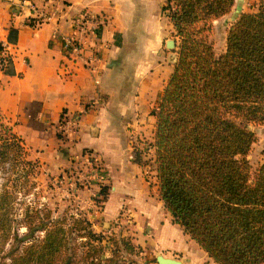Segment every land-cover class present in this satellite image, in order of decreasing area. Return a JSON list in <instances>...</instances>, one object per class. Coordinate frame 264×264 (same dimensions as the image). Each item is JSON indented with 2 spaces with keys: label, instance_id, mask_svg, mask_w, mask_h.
Listing matches in <instances>:
<instances>
[{
  "label": "trees",
  "instance_id": "1",
  "mask_svg": "<svg viewBox=\"0 0 264 264\" xmlns=\"http://www.w3.org/2000/svg\"><path fill=\"white\" fill-rule=\"evenodd\" d=\"M233 5L234 0H163L178 56L151 109L156 118L151 145L159 197L172 222L217 264H264V161L252 171L248 158L256 141L249 125L264 124V1L255 12L239 13L217 55L213 21ZM11 66L12 56L0 41V73L9 74ZM132 156L139 164L141 152ZM38 165L0 108V171L10 172L0 190L1 233L12 227L10 200H16L6 183L13 173L29 177ZM99 193L107 197V187ZM26 217V236L38 230L45 235L32 246L40 248L36 259L52 263L63 245L67 258L73 255L62 226ZM82 260L117 264L101 254Z\"/></svg>",
  "mask_w": 264,
  "mask_h": 264
},
{
  "label": "crops",
  "instance_id": "2",
  "mask_svg": "<svg viewBox=\"0 0 264 264\" xmlns=\"http://www.w3.org/2000/svg\"><path fill=\"white\" fill-rule=\"evenodd\" d=\"M162 3L163 0H68L50 22L32 27L22 0H0V41L12 56V71L0 73V108L24 139L29 158L51 171L74 165L87 154L100 157L110 186L104 200V218L114 219L124 203L134 216L130 227L136 239L141 233L143 239L148 237L145 243L153 245L152 250L161 249L164 244L158 238L154 240V231L177 228L185 244L175 250L182 251L190 248L186 244L190 237L172 222L159 197L156 167L152 171L154 185L150 187L143 176V166L132 162L125 148L129 146L130 127L136 132L144 128L143 122L155 119L150 101L159 99L162 86L151 72L143 75V68L132 72L125 67L124 61L131 60L133 50L124 51L123 46L147 41L164 12ZM83 12L105 18L96 38L84 37L78 30L76 22ZM62 35L84 38L87 54L98 51L92 69L73 68L63 55ZM95 41L97 48L93 46ZM98 99L102 103H96ZM93 102L96 104L92 108L81 113ZM72 116L78 121L74 131L67 130V119Z\"/></svg>",
  "mask_w": 264,
  "mask_h": 264
},
{
  "label": "rangeland",
  "instance_id": "3",
  "mask_svg": "<svg viewBox=\"0 0 264 264\" xmlns=\"http://www.w3.org/2000/svg\"><path fill=\"white\" fill-rule=\"evenodd\" d=\"M261 1L264 0H234L231 10L213 21L211 38L217 55L225 49L226 34L230 24L242 11L255 12ZM150 33L145 43L137 46L133 43L123 46L124 51L133 50L131 60L124 61V65L129 66L132 72L143 68V75L151 72L163 90L178 56L175 51L176 44L173 48L166 45L168 39L174 41L175 39L165 12ZM156 99L157 97L150 101V108L156 105L158 100ZM142 125L144 128H139L136 132L132 131L136 130L134 127H130L129 146L125 148L128 154L130 153L132 162L134 152L137 150L141 152L139 165L143 166V176L151 187L154 185L155 173L152 171L155 164L154 150L149 148L154 137L156 118L147 124L143 122ZM249 128L256 134V141L248 155L252 171H254L264 161V124H250ZM126 140L127 138L124 139L125 144ZM90 159L91 157L79 158L74 165L69 164L67 168L58 172L51 171L39 162L35 170L25 179L19 178L14 173L11 175L6 184L10 190L14 191L16 200H10L12 205L9 218H13L12 227L7 233L0 232V264H84L82 259L85 255L90 260L99 254L102 257L114 259L117 264H160L156 259L157 255L175 258L183 264H217L191 238L186 239L189 249L185 247L182 251H176L175 249L185 244L177 228H167L161 232L154 231L157 235V237L154 235V240L158 238L159 243L162 241L164 244V248L174 250L162 247L161 249L154 247L152 250L153 245L145 243L148 237L146 240L143 239L139 232L140 237L136 239V232L130 227V220L134 216L130 214L129 208L124 203L120 205L114 219L109 221L104 218L102 212L106 197H102L99 191L102 186H109L108 178L100 157L96 156V160L92 159V161ZM97 168L100 171L92 180L93 171H98ZM9 173V171H0V190ZM109 192L110 186L109 190L107 187V194ZM27 215L33 216L35 223L48 218L52 222L51 226L53 223L62 226L65 230L64 241H70L73 255L67 258L68 253L63 245L64 249L52 260V263H48V260L36 259L40 248L35 250L32 246L42 243L45 235L43 230H38L26 236L28 228L25 218H30L26 217ZM88 230L100 238H90ZM193 243L194 247L191 248L190 245ZM65 259L66 262H64Z\"/></svg>",
  "mask_w": 264,
  "mask_h": 264
},
{
  "label": "built area",
  "instance_id": "4",
  "mask_svg": "<svg viewBox=\"0 0 264 264\" xmlns=\"http://www.w3.org/2000/svg\"><path fill=\"white\" fill-rule=\"evenodd\" d=\"M68 0H42L40 4H37L34 0H22V4L26 5L27 10L29 11L28 22L32 27H38L44 22H50L55 16L60 7H64ZM105 23V18L100 15H92L88 12H83L76 22L78 30L84 34V37L90 35V37L96 38L98 34V29ZM97 41L94 42V48H97ZM88 48L87 42L84 38L76 35H62L61 36V49L63 55L66 59L72 62L73 68L75 67H85L93 68L94 61L96 60V52L92 54H87L86 50ZM102 103V99H98L96 103ZM96 103L87 104L81 113H85L87 109L92 108ZM77 117L72 116L70 119H67V130H75L77 126ZM147 149V147H146ZM150 150H153L152 145H150ZM86 157H91L96 160V156L92 154H87ZM88 161V162H90ZM98 169V168H97ZM93 171V170H91ZM100 171H93L94 180L95 174ZM92 173V172H91ZM90 176V175H89ZM102 178V176H101ZM89 179V180H91Z\"/></svg>",
  "mask_w": 264,
  "mask_h": 264
},
{
  "label": "water",
  "instance_id": "5",
  "mask_svg": "<svg viewBox=\"0 0 264 264\" xmlns=\"http://www.w3.org/2000/svg\"><path fill=\"white\" fill-rule=\"evenodd\" d=\"M166 45L170 48H173L175 45V41L173 39H168L166 41ZM156 259L160 264H183L180 260L170 257H164L162 255H157Z\"/></svg>",
  "mask_w": 264,
  "mask_h": 264
}]
</instances>
